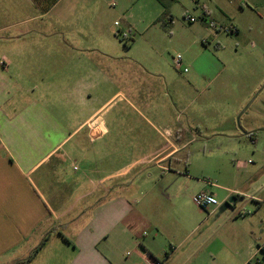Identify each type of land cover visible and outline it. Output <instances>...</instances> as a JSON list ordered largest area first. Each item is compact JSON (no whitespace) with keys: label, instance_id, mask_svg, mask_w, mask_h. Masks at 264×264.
Returning <instances> with one entry per match:
<instances>
[{"label":"crops","instance_id":"0c3cea01","mask_svg":"<svg viewBox=\"0 0 264 264\" xmlns=\"http://www.w3.org/2000/svg\"><path fill=\"white\" fill-rule=\"evenodd\" d=\"M155 1L162 8L158 19L135 22L123 16L124 31L109 12L115 2L0 0V253L26 248L29 255L15 259L32 256L26 264H165L173 249L162 261L157 240L182 235L179 248H186L191 233L184 223L173 226L160 204L165 194L152 175L142 171L144 177H130L135 168L170 159L179 139H171L170 130L163 135L147 117L150 128L143 130L136 119L108 114L114 102L126 98L123 93L109 100L100 96L101 89L125 83L132 111L139 112L134 102L156 109L150 97L140 95L141 88L153 91L156 84L140 83L139 73L168 84L164 75L110 50L123 42L121 36L143 31L156 19L155 24L162 22L169 0ZM209 17L204 5L201 19ZM117 164L118 170L108 171ZM263 180L253 181L244 193L246 212H227L232 205L208 212L200 226L213 223V238L223 234L222 248L210 246L209 256L200 259L264 264ZM204 186L202 191L215 195ZM220 190L236 203L237 188ZM199 215L201 220L204 212ZM37 233L39 240L27 248ZM55 234L62 239L50 240ZM200 251L196 248L194 257Z\"/></svg>","mask_w":264,"mask_h":264},{"label":"rangeland","instance_id":"374dc122","mask_svg":"<svg viewBox=\"0 0 264 264\" xmlns=\"http://www.w3.org/2000/svg\"><path fill=\"white\" fill-rule=\"evenodd\" d=\"M95 1L101 6L103 2L107 5L115 2L114 7L108 6L109 12L124 31L128 28L123 16L144 22L153 17L158 19L162 9L155 0ZM204 5L211 13L207 21L201 19ZM189 16L197 22L191 23ZM165 17L155 24L156 19L143 31L132 32L128 38L121 36L123 42L118 40L110 48L113 53L122 52L125 59L144 62L164 75L168 84L158 77L139 73L140 83L156 84L153 91L147 86L140 87V95L150 97L156 109L148 111L134 102L139 112L132 111L125 100L131 97L125 83L101 89L100 96L109 100L118 98V92L123 93L126 98L114 102L108 114L121 115L127 121L136 119L143 130L150 128L144 121L147 117L163 135L167 136L166 131L170 130V138L179 139L178 149L170 159L153 163L146 170L142 165L130 174L144 177L142 171H146L147 176L152 175L153 183L165 194L160 204L169 212L173 226L175 222L179 226L184 223L191 233L185 249L179 248L182 235L157 240L156 244L162 247L161 260L173 249L170 261L165 264H232L222 257L215 263L200 259L201 255L209 256L208 247L222 248L219 237L223 234L213 238V223L200 226L208 219L209 211L199 208L193 197L205 189V184L215 193L219 207L227 209L224 204L232 194L220 189L233 186L238 190L237 201L226 211L239 215L248 210L244 193H248L253 181L264 179V82L254 90L264 78V0H169ZM210 23L218 28L233 26L238 33L226 34L212 28ZM178 54L189 70L185 74L173 66V57ZM111 62L108 60V64ZM111 167L108 171L118 170L119 164ZM199 210L204 212L201 220ZM237 224L241 232L243 225ZM62 237L55 234L50 240ZM38 240L39 233L27 248ZM196 248L202 251L194 257ZM27 253L26 248L16 253L1 252L0 264H15L16 257L28 256ZM189 255L191 261L186 262Z\"/></svg>","mask_w":264,"mask_h":264},{"label":"built area","instance_id":"2783aa9c","mask_svg":"<svg viewBox=\"0 0 264 264\" xmlns=\"http://www.w3.org/2000/svg\"><path fill=\"white\" fill-rule=\"evenodd\" d=\"M188 20L191 23H194L197 21L196 18L189 16ZM211 27L214 29H221L224 31L226 34H236L238 33L237 29H235L233 26H223L222 28H218L216 25L213 23L211 24ZM173 66L177 71L187 73L189 70L187 67H185L183 57L181 54H178L173 57ZM194 203L201 208L203 211L207 212L212 210L213 208H217L220 205V202L218 201L217 197L212 194L209 191H202L198 194H196L193 197ZM155 264H162L161 262H156Z\"/></svg>","mask_w":264,"mask_h":264},{"label":"trees","instance_id":"16d2710c","mask_svg":"<svg viewBox=\"0 0 264 264\" xmlns=\"http://www.w3.org/2000/svg\"><path fill=\"white\" fill-rule=\"evenodd\" d=\"M127 45V44H126ZM47 240V238H45L42 243L37 247V249L35 250V252L39 251L41 249V247L44 245L45 241ZM32 259V256L28 257L25 260H21V261H17L15 264H26L27 262H29Z\"/></svg>","mask_w":264,"mask_h":264},{"label":"water","instance_id":"95a60500","mask_svg":"<svg viewBox=\"0 0 264 264\" xmlns=\"http://www.w3.org/2000/svg\"><path fill=\"white\" fill-rule=\"evenodd\" d=\"M232 203H233V200H232V198H230V199H228V200L225 202L224 205H226V206L228 207V206L232 205Z\"/></svg>","mask_w":264,"mask_h":264}]
</instances>
